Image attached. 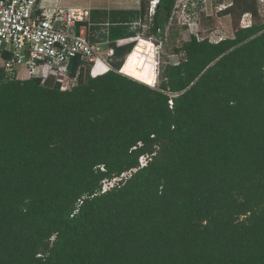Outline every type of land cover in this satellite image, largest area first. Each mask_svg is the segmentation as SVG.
<instances>
[{"label":"trees","instance_id":"16d2710c","mask_svg":"<svg viewBox=\"0 0 264 264\" xmlns=\"http://www.w3.org/2000/svg\"><path fill=\"white\" fill-rule=\"evenodd\" d=\"M176 4L148 38L167 40ZM219 16L234 37L192 35L158 87L155 45H118L139 36L129 20L109 31L111 69L74 59L69 89L0 65V264H264V23L258 0Z\"/></svg>","mask_w":264,"mask_h":264},{"label":"built area","instance_id":"2783aa9c","mask_svg":"<svg viewBox=\"0 0 264 264\" xmlns=\"http://www.w3.org/2000/svg\"><path fill=\"white\" fill-rule=\"evenodd\" d=\"M160 1L152 2L151 17L156 14ZM189 2L190 0H177L175 10L179 3L185 9L189 8ZM258 2L262 9L264 0ZM231 4L232 0H224L218 9L221 12ZM195 5L196 0L193 6ZM41 10L38 0H0V65L18 79L23 70L27 72L26 79L41 75L45 82L54 77L62 84V89L66 90L72 86L70 84L73 78L69 74L72 60L93 62L95 66L102 59L104 47L99 43H91L86 33L75 31L79 24L90 21L89 10L58 7L49 14ZM174 15L175 11L173 17ZM252 25V14H245L241 28H250ZM111 54L113 49L110 50ZM22 78L25 80V77ZM148 159L149 157L141 158V167L147 165ZM118 180L106 182L104 190L108 189L107 185L111 184L110 188Z\"/></svg>","mask_w":264,"mask_h":264},{"label":"rangeland","instance_id":"374dc122","mask_svg":"<svg viewBox=\"0 0 264 264\" xmlns=\"http://www.w3.org/2000/svg\"><path fill=\"white\" fill-rule=\"evenodd\" d=\"M152 5L154 0H147ZM219 0H190L189 8L179 3L175 10L173 20L164 25L167 32V40H161L159 35L148 38L150 28H143L140 37L148 40L155 45L153 69L148 73L145 81L152 87H158L160 84L159 74L167 63H178L181 56L172 55L174 50L182 46L184 42L190 40L192 35H197L200 39H210L213 42H219L223 39L233 38L235 35V26L233 19L229 16H219ZM76 8V7H75ZM164 15L165 12L161 10ZM260 23H264V7L261 9ZM242 21V20H241ZM241 27V22H240ZM135 41V40H134ZM136 42V41H135ZM24 72V71H23ZM24 72L22 77H27ZM73 80V79H72ZM75 82V81H74ZM74 84L71 82L70 86ZM111 184L107 185L109 188Z\"/></svg>","mask_w":264,"mask_h":264},{"label":"crops","instance_id":"0c3cea01","mask_svg":"<svg viewBox=\"0 0 264 264\" xmlns=\"http://www.w3.org/2000/svg\"><path fill=\"white\" fill-rule=\"evenodd\" d=\"M143 3L144 0H38V4L42 8L41 11L47 14L51 13L58 7H76L90 11V21L85 24H79L75 31L76 33H80V31L86 33L92 42H95V44L99 43L104 47V54L101 61L92 69L93 76L104 74L111 69L108 64V58L112 48L108 37L110 29L117 26V24H120L122 21H132V27H130L128 31L135 33L139 32V36L135 38L118 41L119 46L135 42L137 38L140 41H146L141 38L140 35L143 28H148V21H151V15L149 17L146 15L144 16V11L142 10ZM114 22L118 23L115 25ZM133 55L134 52L128 56V59H130ZM23 71L22 74L26 72ZM26 78L27 77H25V79ZM74 81L75 80L73 78V83Z\"/></svg>","mask_w":264,"mask_h":264},{"label":"water","instance_id":"95a60500","mask_svg":"<svg viewBox=\"0 0 264 264\" xmlns=\"http://www.w3.org/2000/svg\"><path fill=\"white\" fill-rule=\"evenodd\" d=\"M122 73V72H121ZM123 74V73H122ZM152 87V86H151Z\"/></svg>","mask_w":264,"mask_h":264}]
</instances>
